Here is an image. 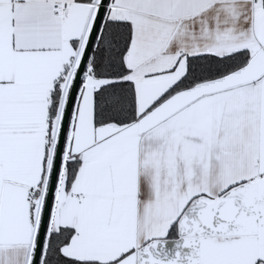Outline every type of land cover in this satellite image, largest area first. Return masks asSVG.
Masks as SVG:
<instances>
[{
    "label": "snow or ice",
    "instance_id": "snow-or-ice-1",
    "mask_svg": "<svg viewBox=\"0 0 264 264\" xmlns=\"http://www.w3.org/2000/svg\"><path fill=\"white\" fill-rule=\"evenodd\" d=\"M0 264H264V0H0Z\"/></svg>",
    "mask_w": 264,
    "mask_h": 264
}]
</instances>
